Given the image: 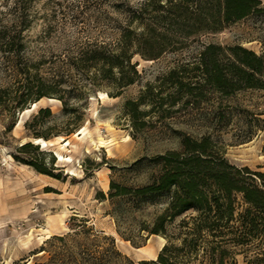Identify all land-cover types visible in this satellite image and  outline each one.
<instances>
[{"label": "trees", "instance_id": "obj_1", "mask_svg": "<svg viewBox=\"0 0 264 264\" xmlns=\"http://www.w3.org/2000/svg\"><path fill=\"white\" fill-rule=\"evenodd\" d=\"M106 1L76 0L70 24L85 25L83 10L101 7ZM263 11L261 0H145L129 15L125 26L107 16V26L113 21L119 29L110 42L76 37L60 54L34 63L23 59L26 44L22 35L31 27V14L0 12V71L11 70L14 80L22 75L25 81L15 90L0 85V111L11 124L7 131L13 129L17 112L43 98L59 101L63 114L69 116L67 121L77 123L70 116L77 110L75 102L98 89H107L109 96L117 97L139 79L137 64L132 62L135 55L157 60ZM40 69L47 75L42 76ZM159 81L157 87L147 85L145 94L160 102L168 100L169 109L164 113L171 115L170 108L177 104H181L178 112L186 105L197 107L211 93L230 96L248 89L264 91V58L241 46L207 44L189 61L176 62ZM162 91H168L165 99ZM160 102L159 107L163 105ZM141 103L130 100L125 104L134 122ZM43 115L50 116V110H39L34 119ZM34 138L47 140L41 135ZM39 147L32 142L21 144L12 157L59 180L61 174H54L56 158ZM153 164L158 172L149 184L133 189L111 182L108 197L99 195L113 204L125 200L130 209L166 198L164 208L140 229L149 236L163 237L165 244L156 259L139 264H239L237 256L243 264H264V172L231 164L211 134L199 138L183 134L180 149L157 156ZM118 227L117 222V232L123 235ZM46 244L51 248L38 252L46 253V260L33 264H134L116 248L112 237L94 232L85 221L75 223L64 236L51 237ZM17 264L31 263L22 260Z\"/></svg>", "mask_w": 264, "mask_h": 264}, {"label": "rangeland", "instance_id": "obj_2", "mask_svg": "<svg viewBox=\"0 0 264 264\" xmlns=\"http://www.w3.org/2000/svg\"><path fill=\"white\" fill-rule=\"evenodd\" d=\"M144 1L107 0L101 7L82 8L86 24L77 26L70 24L76 0H0V12L31 14V27L22 35L26 44L23 59L34 63L60 54L76 37L110 42L119 29L113 21L107 26V16L125 26L129 15ZM261 2L264 9V0ZM207 44L241 46L264 58V11L201 36L187 48L157 60L135 55L132 62L137 64L139 79L117 97L109 96L107 89H98L75 102L77 110L70 116L77 123L68 122L60 102L48 98L36 102L35 108L30 104L17 112L9 131L10 121L0 111V264L44 262L47 254L38 252L51 248L46 244L49 239L66 235L80 221L94 232L112 237L116 248L134 264L156 259L160 251L154 258L147 250L154 236L140 229L164 208L166 198L130 209L125 200L113 204L102 201L99 195L108 197L111 182L133 189L149 184L158 172L153 160L178 151L183 134L193 138L211 134L231 164L264 172V91L248 89L230 96L211 93L197 107L186 105L178 112L181 104H177L170 108L171 115L164 113L169 109L168 100L160 102L145 94L147 85L157 87L176 62L189 61ZM19 69L24 72V67ZM40 70L42 76L47 75ZM31 72L34 74V69ZM14 75L2 69L0 85L15 90L25 82L22 75L18 80ZM162 92L165 99L168 91ZM130 100H142L135 122L125 108ZM41 109H49L51 115L35 120ZM34 135L47 137V146L38 144L39 151L56 158L54 174H61L59 180L13 159L14 148L34 143ZM117 222L123 235L117 232ZM237 260L243 264L241 256Z\"/></svg>", "mask_w": 264, "mask_h": 264}, {"label": "bare ground", "instance_id": "obj_3", "mask_svg": "<svg viewBox=\"0 0 264 264\" xmlns=\"http://www.w3.org/2000/svg\"><path fill=\"white\" fill-rule=\"evenodd\" d=\"M51 101H53L52 99H50ZM34 108L36 107V103L33 104ZM35 144H41L42 147H46L47 146V142L43 139H35L34 140ZM59 158H61V156L57 155ZM150 242V240H149ZM165 244V239L161 236H154V243L150 244L147 248L148 250V254L149 256H154V258L156 257L157 253L161 250V248L164 246Z\"/></svg>", "mask_w": 264, "mask_h": 264}, {"label": "water", "instance_id": "obj_4", "mask_svg": "<svg viewBox=\"0 0 264 264\" xmlns=\"http://www.w3.org/2000/svg\"><path fill=\"white\" fill-rule=\"evenodd\" d=\"M38 145V144H37ZM41 145V144H40Z\"/></svg>", "mask_w": 264, "mask_h": 264}]
</instances>
